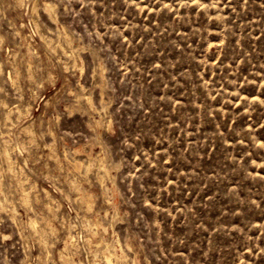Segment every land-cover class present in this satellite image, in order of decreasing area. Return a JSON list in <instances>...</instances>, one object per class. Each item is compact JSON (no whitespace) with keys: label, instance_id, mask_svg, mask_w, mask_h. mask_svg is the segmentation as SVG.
I'll return each mask as SVG.
<instances>
[{"label":"rangeland","instance_id":"obj_1","mask_svg":"<svg viewBox=\"0 0 264 264\" xmlns=\"http://www.w3.org/2000/svg\"><path fill=\"white\" fill-rule=\"evenodd\" d=\"M69 262L264 264V0H0V264Z\"/></svg>","mask_w":264,"mask_h":264},{"label":"bare ground","instance_id":"obj_2","mask_svg":"<svg viewBox=\"0 0 264 264\" xmlns=\"http://www.w3.org/2000/svg\"><path fill=\"white\" fill-rule=\"evenodd\" d=\"M29 129V128H28ZM5 152V151H4ZM8 152V151H7ZM6 152V160L10 163V164H12V163H14V162H12V159H11V157H10V155L8 154ZM5 157V156H4ZM8 164V163H7ZM8 167V166H7ZM22 184V183H21ZM26 200V199H25ZM58 206V205H57ZM56 215V214H55ZM67 249H68V245H66L65 246V250L67 251ZM104 255H105V258H106V260L108 261V262H112L114 259V257H113V254H112V252L109 250V249H107V250H105V252H104ZM71 259V258H70ZM129 260V259H128ZM66 261V260H65ZM73 262V261H72ZM71 262V263H72ZM67 263V262H66ZM68 264H70V262L68 263ZM73 264V263H72Z\"/></svg>","mask_w":264,"mask_h":264}]
</instances>
